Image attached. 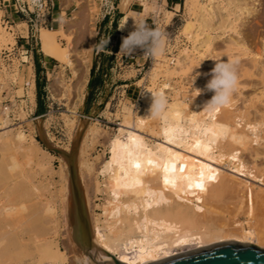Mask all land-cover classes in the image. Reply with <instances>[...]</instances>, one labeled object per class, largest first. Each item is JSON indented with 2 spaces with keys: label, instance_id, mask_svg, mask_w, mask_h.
Listing matches in <instances>:
<instances>
[{
  "label": "rangeland",
  "instance_id": "obj_1",
  "mask_svg": "<svg viewBox=\"0 0 264 264\" xmlns=\"http://www.w3.org/2000/svg\"><path fill=\"white\" fill-rule=\"evenodd\" d=\"M2 1L6 5L7 0H0V10L3 14ZM136 2L137 0H58L50 10L44 25H37L35 31L29 32L26 43L19 39L16 47H14V35L25 36L26 25L22 18L17 19L7 8V14L4 15L10 17L14 25L3 28L1 24L2 14L0 13V39L4 37L0 40V53L1 50L10 52V56L6 58H3L6 55L5 52L4 55L0 54V118L5 116L4 110L8 108L12 124L8 128L12 133L21 130L26 135L25 144L33 149L32 158L29 160L23 158L21 152L16 154L14 151V158L19 163L17 168L19 170L16 169V172L13 171L6 176L8 179L0 186V192L7 191L8 185H12L9 190L12 191L13 189L14 194L25 191V195L28 194L30 198L24 196L20 200L18 199L19 202L16 199V202L18 204L25 202L28 203V206L31 204V207L36 200H44L46 203L52 197L50 205L53 210L50 215H47L52 224L48 223L45 226L47 227L46 237H53L55 240L52 239L57 243L58 249L64 253L69 254L71 250L73 238L70 230L72 224H75L71 216L73 203L72 197H70L71 184L65 155L70 156V151L75 145L78 134H82V130L85 129L81 143L75 150L77 152L73 156L74 169L77 172L80 165L82 174H85V180L92 181L95 179L101 162L108 158L107 142L111 136L116 134L119 128L118 124L122 121V115H129L138 109H142L144 105L141 104V94L152 86L153 77L157 76L156 82L160 80L158 83H161V80L162 82L166 81V76L161 75L160 78L158 71L163 73V68L174 67V64L177 63V57L186 54V52L188 54L190 51L192 63L189 60V64L182 69L184 72L180 70L178 75L168 78L167 82L170 88L166 92L170 103L182 100L189 105V108L191 102L188 98H195V93L192 92L194 76L200 73L195 79L193 87L203 90L202 94L196 98H201L202 102H206L208 98H212L211 95L214 93L207 94L205 85L211 77L203 74L210 72L214 67L213 59L222 58L226 61L227 56L239 57V86L229 105L230 108L221 109L222 115L219 117H225L227 112L232 116L239 117L240 115L241 118L243 116V122L249 121L247 123L253 122L252 124L259 123L261 125L257 131V135L261 137L259 144L249 145L255 151L257 150L258 162L255 164L251 162L249 152H242V156L248 166L255 165L258 174L264 175V73L260 70L261 67L264 69V0H242L243 5L249 9L254 8L255 12L248 19L241 20L236 29L238 31H227L219 34L210 32L211 36L218 35L219 38L214 41L213 51H202L201 56L203 58L197 57L199 54L193 52L192 42L186 37L183 25L187 20L192 19L193 6L205 4L206 0H144L142 6L144 11L140 17H143L142 19H145L150 26L158 25L169 36L166 54L156 59L146 58L140 49H137L132 55L119 53L122 37H126L134 30L132 19H141H137L133 12L140 9ZM164 9L173 11L176 15L167 20L164 16ZM236 15L243 17L239 12H236ZM61 18H63V22H61ZM31 20L34 21V17L31 16ZM1 32L3 33L1 34ZM109 37L111 39L107 49L97 52L93 46L100 40ZM227 44L228 46L234 45L228 47ZM235 44L237 45L235 46ZM234 46L235 49L231 50ZM62 50L73 51L72 56L74 54L75 57H71L75 63L72 59L71 61L76 64L73 65L75 66L74 69H77L76 66L80 67L79 71L81 72L82 68L83 70L87 68L88 73L85 80L82 77L84 75L83 70L81 76L73 77V70L66 63L62 65L57 61L56 53ZM192 54L194 57L191 56ZM80 58H84L85 60H81L84 62H80ZM30 68L32 73H30ZM91 69L92 74H90ZM263 69L262 71H264ZM73 105H76L75 116H72L68 111ZM204 106L202 105L201 108ZM41 116H43L42 119ZM84 121L85 124L83 125ZM40 125L42 126L41 131ZM82 125L83 128L79 130ZM2 131L0 130V133ZM246 133L252 137L250 133ZM222 146L226 147L225 144ZM49 147L61 151V154L49 149ZM223 150L225 153L228 151L227 148ZM11 152H0V165L5 166L10 162L11 156L9 157V155L14 154V152L10 154ZM98 156L100 157L99 160ZM221 169L227 173L223 175L225 178L227 177L226 179L236 180L231 175L230 179L228 178L230 172L227 166L223 165ZM88 177H91V180ZM19 178H23V182ZM98 180L100 181L102 178L98 177ZM251 188L254 194L262 192L264 195V187L260 186L259 183H252ZM227 191H220L218 193L220 195L213 200L214 203L210 204V207H213L212 209L218 213L217 215L220 218L221 216H223L222 218L226 217L225 220L230 217L228 219H232L236 223L240 221L242 224L250 222L253 225L255 223L260 230H264V204L257 201L255 203L254 200L253 219L249 217L251 220L249 221L246 219L247 206L245 204L248 203H246L247 198L244 196L243 201L241 200L242 203H240L239 199L236 200L237 196L234 191L230 189ZM35 198L37 199L35 200ZM90 198L89 213L92 215L101 214L102 212L96 206L103 204L104 196L90 192ZM228 200L230 203H227ZM238 202L241 206L238 205ZM17 203H15V207ZM25 203L23 205L26 209H23L24 212L22 210L23 203L19 205L20 208L17 206L18 211L25 213L22 214L23 216L31 210V207L28 208ZM229 204L233 206L231 207ZM53 215L54 217H52ZM229 220L227 221L232 223ZM19 229L23 230L24 233H22L24 247H16L13 253L14 259L12 258L11 261L8 260L4 264L28 263L31 257L36 254L34 251L35 243L32 241L34 236L31 234L34 235L35 233L28 230L24 231V227H19ZM30 254H32L31 257ZM72 258L75 260V257Z\"/></svg>",
  "mask_w": 264,
  "mask_h": 264
},
{
  "label": "bare ground",
  "instance_id": "obj_2",
  "mask_svg": "<svg viewBox=\"0 0 264 264\" xmlns=\"http://www.w3.org/2000/svg\"><path fill=\"white\" fill-rule=\"evenodd\" d=\"M241 1L206 0L205 4L193 6L192 19L187 20L183 28L186 37L192 42L193 52L199 54L197 57L203 58L201 55L204 50L213 51L214 41L219 36H211L210 32L219 34L238 31L236 29L241 20L248 19L255 12L254 8H247ZM136 3L139 4L140 9L133 12L138 19L141 18L142 11H144L142 7L144 0H137ZM163 11L167 20L175 16L173 11L168 9ZM236 12H239L243 17L236 15ZM8 41L11 42L9 39ZM235 46L230 49H235ZM72 52L70 50L59 51L56 53V58L60 64L66 63L73 70V77H78L82 75L83 68L81 67V72L79 71L80 67L76 66L78 70L74 69L73 65L76 64L71 61V59L74 61L72 57H75L74 54L72 56ZM189 53L179 55L177 63H173L174 67L163 68V73L159 70L160 78L161 75H164L168 80L169 77L178 75L189 64L188 61L192 58ZM81 60L85 59L80 58V62H84ZM190 62L192 63L191 60ZM262 69L263 67L260 70L264 73ZM83 71L82 77L85 80L88 73L87 68ZM30 73H32L31 68ZM156 78L157 76H154L152 86L142 92L144 94L141 96V104L144 107L129 115H122V121L118 124L119 128L116 134L111 136L107 142L108 158L101 162L96 178L93 179L94 175L92 181L85 180V174H82L80 165L77 172L74 169L73 156L81 143L85 129L82 130V134H78L75 145L70 151L74 170L73 181H70V197H72L73 203L71 216L75 224H72L70 230L73 243L69 254L58 249L53 237L54 240L51 237H46L47 227L45 226L51 220L47 215H50L53 210L50 205V200L53 198L46 197L49 199L46 203L44 200L43 203L35 198V203L31 202L34 203L32 207L31 204L28 206V203L21 201L23 203H20L22 210L25 209L24 203L28 208L31 207L30 212L23 216L25 213L17 210V206L19 207L20 204L16 202V199L19 202L21 197L27 196L28 198L29 195H25V191L14 194L13 189L9 190L12 185H8L5 186L7 191L0 192V264L14 259L13 253L16 247H24L22 243L23 230H20L19 227H24V231L35 233L31 234L34 236L32 241L35 243L36 254L32 257L30 254V261L23 264H93L99 261L148 264L192 248L206 247L227 240L248 242L264 247V230H260L255 223L253 225L250 222L236 223L227 217V220L232 221L229 223L225 220L226 217L222 218L223 216H221L220 218L214 211L215 209L210 207L216 196L220 195L218 193L228 189L235 192L234 194L237 196L235 198L239 199L240 203L244 196L247 198L246 219L249 221H251L254 212V200L255 203L257 201L264 204L263 193L256 192L257 194H254L251 188L252 183H259L264 187V175L258 174L255 165L248 166L242 156V152H249L251 162L254 164L258 162L259 154L251 147L260 142L261 137L257 135V131L261 125L259 123L252 124L253 122L247 123L249 122L247 120V122H243V116L242 118L240 115L239 117L232 116L227 112L225 117L220 118L221 109L203 111L204 107L201 108V106L211 98H208L206 102H202L201 98H195L196 100L194 99L190 108L182 100H177L170 103L168 110L161 117L146 119L151 104L149 92L155 91L163 85H168L166 90L170 88L167 80L163 82L161 80V83H158L160 80L156 82ZM209 93L207 91V94ZM191 98H188L190 102ZM76 105L71 106L68 110L72 116L76 115ZM227 107L230 108V106ZM9 113V109L6 108L3 113L5 116L0 118V130H3L0 133V152L12 151L10 154L14 151L16 154L21 152V156L29 160L32 158L33 149L25 144L26 135L21 130L12 133L8 128L12 125ZM83 125L79 130L83 128ZM39 129L41 131L42 126ZM246 132L250 133L252 137H249L250 135L248 136ZM223 144L226 147L222 146ZM251 144L252 146H249ZM224 148H227V153L224 152ZM15 152L9 155L11 159L9 158L8 164L0 165V186L8 179L6 176L13 171L16 172L15 170L19 166L18 161L14 158ZM223 165L227 166L230 172L228 178L230 179L231 175L236 180H228L223 176L227 174L223 172V168L221 169ZM98 177H101L102 180L99 181ZM89 179L91 180V177ZM90 192L104 196L103 204L96 206L102 212L101 214L92 215L89 213ZM15 203L18 204L16 207ZM240 203L238 202V205ZM242 209L244 208L242 207ZM83 223L88 229L89 246L85 243ZM37 238L40 239L37 240ZM72 257H75V260Z\"/></svg>",
  "mask_w": 264,
  "mask_h": 264
},
{
  "label": "clouds",
  "instance_id": "obj_3",
  "mask_svg": "<svg viewBox=\"0 0 264 264\" xmlns=\"http://www.w3.org/2000/svg\"><path fill=\"white\" fill-rule=\"evenodd\" d=\"M132 20L134 21V30L126 37H122L119 53L132 55L137 49H140L146 58L156 59L163 57L168 46V34L158 25L150 26L143 19ZM61 22H63V18H61ZM110 39V37L102 39L93 47L97 52L105 51ZM213 61H215L214 67L210 72L203 75L211 77L205 85V89L213 92L214 95L206 102L203 111H217L229 106L240 82L239 57L227 56L226 61L222 58ZM199 75L200 73H197L194 78L196 79ZM195 79L192 83V92L195 93L196 98L202 94L203 90L193 87ZM167 87L168 85H163L161 88L149 92L151 94V104L148 110L149 115L146 119L159 118L168 110L170 100L166 92ZM195 98H191L190 104L194 102Z\"/></svg>",
  "mask_w": 264,
  "mask_h": 264
},
{
  "label": "water",
  "instance_id": "obj_4",
  "mask_svg": "<svg viewBox=\"0 0 264 264\" xmlns=\"http://www.w3.org/2000/svg\"><path fill=\"white\" fill-rule=\"evenodd\" d=\"M43 116H41V119ZM46 144V142H45ZM54 150L61 154V151ZM69 181H73V166L70 156L65 155ZM85 243L89 246L88 229L83 223ZM93 264H121L115 261H99ZM148 264H264V248L250 243H241L233 240L210 244L206 247L190 249L172 257L154 261Z\"/></svg>",
  "mask_w": 264,
  "mask_h": 264
},
{
  "label": "built area",
  "instance_id": "obj_5",
  "mask_svg": "<svg viewBox=\"0 0 264 264\" xmlns=\"http://www.w3.org/2000/svg\"><path fill=\"white\" fill-rule=\"evenodd\" d=\"M57 1L58 0H7L6 5H4L3 1L1 2V6L4 9L1 17V24L3 27L14 25L13 20L4 15L7 14V10L14 14L17 19H19V17L22 18V21L26 25L25 36L20 34L14 35V47H16L19 39L24 40L26 43L29 32L32 33V31H35L37 25H44V22L48 19L50 10ZM31 16L34 17V21L31 20ZM4 52L6 55L3 54ZM0 54L4 55L3 58L10 56V52L6 50H1Z\"/></svg>",
  "mask_w": 264,
  "mask_h": 264
},
{
  "label": "trees",
  "instance_id": "obj_6",
  "mask_svg": "<svg viewBox=\"0 0 264 264\" xmlns=\"http://www.w3.org/2000/svg\"><path fill=\"white\" fill-rule=\"evenodd\" d=\"M90 74H92V69L90 70Z\"/></svg>",
  "mask_w": 264,
  "mask_h": 264
},
{
  "label": "crops",
  "instance_id": "obj_7",
  "mask_svg": "<svg viewBox=\"0 0 264 264\" xmlns=\"http://www.w3.org/2000/svg\"><path fill=\"white\" fill-rule=\"evenodd\" d=\"M178 8H179V6H178ZM176 15V14H175ZM145 20V19H144Z\"/></svg>",
  "mask_w": 264,
  "mask_h": 264
}]
</instances>
